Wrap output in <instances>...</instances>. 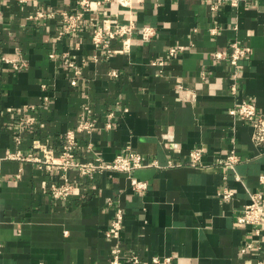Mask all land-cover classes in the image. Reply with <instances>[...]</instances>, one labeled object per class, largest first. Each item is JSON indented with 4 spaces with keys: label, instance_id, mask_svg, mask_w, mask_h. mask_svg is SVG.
<instances>
[{
    "label": "crops",
    "instance_id": "crops-1",
    "mask_svg": "<svg viewBox=\"0 0 264 264\" xmlns=\"http://www.w3.org/2000/svg\"><path fill=\"white\" fill-rule=\"evenodd\" d=\"M233 2L135 0L133 8H122L112 1L88 16L75 37L59 38L60 17H30L39 8L75 10L78 0H0V50L12 55L19 47L25 62L20 70L0 67V264H109L116 241L105 233L117 208L125 213L122 248L137 253L140 264H153L154 256L170 258L169 264L264 263V232L257 237L237 221L250 195L264 192V147L254 144L249 122L230 114L244 96L264 115V0ZM132 21L129 52L120 40L112 42L108 59L94 49L92 26L113 29ZM145 26L157 31L146 42ZM234 42L248 50L236 96L228 62L212 55L230 52ZM172 46L183 49L171 57ZM93 55L98 62L87 63L72 86L68 61L81 64ZM85 104L97 127L77 133L78 160L96 153L111 161L131 149L156 165L93 179L71 171L78 187L68 200H56L49 187L57 169L9 154L42 156L33 148L39 139L59 155L64 132L77 127ZM19 110L36 123L16 145L12 125ZM167 133L178 148L164 139ZM197 148L204 155L193 168L189 154ZM231 150L242 159L235 171L224 166ZM133 178L147 189L134 190ZM225 186L236 190L229 202L219 196ZM250 241L254 247L242 253Z\"/></svg>",
    "mask_w": 264,
    "mask_h": 264
},
{
    "label": "built area",
    "instance_id": "built-area-1",
    "mask_svg": "<svg viewBox=\"0 0 264 264\" xmlns=\"http://www.w3.org/2000/svg\"><path fill=\"white\" fill-rule=\"evenodd\" d=\"M20 4H25L31 0H15ZM115 2L122 8H133L135 0H78V6L75 10H63V11H49L45 8H39L35 15H32L31 19L44 18L47 15L51 17H60L63 24V31L59 38L63 37H75L83 28L84 22L90 18L93 13H96L100 8L108 2ZM234 4L238 3V0H234ZM212 8L216 7L212 5ZM2 15V7L0 5V16ZM136 28V22L132 21L126 25H116L113 29H107L100 26H92L90 29L91 41L94 49L104 52L105 58L112 56V42L114 40H120L123 45L124 52H129L132 46L131 34ZM156 28L152 26H145L141 30L143 41H149L156 35ZM215 32V29L212 30ZM183 46H172L169 49V55L174 57ZM67 59L69 55L64 54ZM213 58L217 60H226L230 67L229 76L232 79L231 90L236 96L239 93V64L240 61L248 55V50L241 46L239 42L231 44V51H216L213 54ZM52 57L55 54L51 55ZM99 57L97 55L88 56L83 59L81 64H76L73 61H68L69 68L73 70L74 76L71 80L72 86H77L81 81L82 68L89 62H98ZM163 62H159V65H163ZM5 66L15 70H20L25 66L23 61V53L19 47L13 50V54H8L3 50H0V67ZM111 75L118 76L116 70H112ZM48 98H46L47 100ZM34 107H26V111H33ZM89 106L84 105L83 113L80 117L78 125L75 129H70L63 134L62 150L59 155H56L53 148L48 147L42 143L41 140L35 139L33 142V148L39 150L42 156H33L32 154H24L21 150H17L9 154V157L16 160L31 161L38 164L41 169L48 171L58 170L57 179L51 183L49 192L51 196L56 200H68L75 189L79 185V179H73L70 176L71 171H77L80 178L93 179L99 174L107 172L126 173L131 174L134 170L143 167L154 166L155 163L147 162L142 154L128 149L126 153L117 155L113 160L106 161L101 156L94 153L93 160L80 161L77 156L82 149L77 133L87 132L91 133L97 127L96 120H90L88 118ZM19 110L14 113L13 118L16 119L12 125L14 134L13 139L16 145L22 143V136L24 132L32 127L36 123V117L33 114L22 113ZM230 114L249 122L253 128L252 140L257 147H264V115L259 112L257 105L246 99L244 96L236 99L234 108L230 111ZM18 119V120H17ZM164 139L168 141L174 148H178L179 144L175 141L174 136L171 133L164 135ZM204 150L197 148L190 154L189 165L193 168H199ZM242 162L241 157L236 150H231L224 161V166L228 170L235 171L236 166ZM226 179V176H224ZM237 180H241L236 175ZM262 181L264 177L260 178ZM133 189L136 191L144 192L148 184L145 181L132 179ZM236 195V190L230 187H223L219 191V196L223 201L229 202ZM112 205V202L108 203ZM125 213L121 208L114 210V216L110 222V225L105 233L106 237L116 241L115 245L111 248V260L109 264H124L130 262V264H140V256L133 251H124L122 248V232L124 230ZM237 221L243 226H249L253 228V231L257 237H261L264 232V192L253 193L250 195V202L244 206L239 215ZM255 245L254 241L248 242L242 249V253H246L252 249ZM0 242V250H1ZM153 264L171 262L170 258L161 260L158 256H154L151 259ZM264 264V263H261Z\"/></svg>",
    "mask_w": 264,
    "mask_h": 264
}]
</instances>
